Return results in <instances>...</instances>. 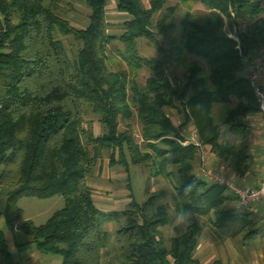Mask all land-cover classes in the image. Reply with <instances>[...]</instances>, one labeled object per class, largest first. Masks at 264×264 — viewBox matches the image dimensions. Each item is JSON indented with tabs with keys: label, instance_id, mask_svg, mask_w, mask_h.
Returning a JSON list of instances; mask_svg holds the SVG:
<instances>
[{
	"label": "trees",
	"instance_id": "1",
	"mask_svg": "<svg viewBox=\"0 0 264 264\" xmlns=\"http://www.w3.org/2000/svg\"><path fill=\"white\" fill-rule=\"evenodd\" d=\"M64 1L0 0V195L6 199V223L12 227L21 219L20 196L60 195L63 208L46 222L34 225L27 220L21 227L39 252L59 255L61 264H105L109 234L102 226L111 220L126 240L121 252L125 264H200L195 250L206 225L224 229L239 222L245 229L254 224L246 211L221 208L238 197L226 195L227 186L209 182L194 170L197 143L239 175L250 166L245 119L259 108L245 59L264 50V0H181L201 2L209 9L205 22L189 13L179 22L182 49L205 61L207 73L197 64L182 80L169 79L164 66L169 57H180L178 45L172 43L164 60L143 61L153 72L143 87L127 71L107 69L106 47L118 40L128 57L136 56L137 39L152 38L153 27L168 36L174 24L166 21L176 7L152 24L165 0H150L147 7L140 0H117L116 10L127 15L117 36L109 32L105 0H84L90 13L82 28L59 14ZM66 4L72 8L73 3ZM59 35L80 45L73 57ZM232 98L235 105L221 119L215 117L214 105ZM172 109L183 118L177 125L167 113ZM89 114L97 116L101 134H94ZM134 115L144 145L160 166L158 173L173 182L174 211L189 207L207 218H195L169 238L168 246L157 237L169 221L170 205L157 204L163 194H150L141 203L129 194L125 209L103 213L87 183L106 151L110 162L117 163L119 154L126 167V152L134 165L150 158L140 153L131 134L119 131L120 121ZM189 124L195 130L193 139L182 133ZM189 184L196 187L184 195ZM0 251L8 255L1 231Z\"/></svg>",
	"mask_w": 264,
	"mask_h": 264
},
{
	"label": "rangeland",
	"instance_id": "2",
	"mask_svg": "<svg viewBox=\"0 0 264 264\" xmlns=\"http://www.w3.org/2000/svg\"><path fill=\"white\" fill-rule=\"evenodd\" d=\"M116 1L117 0H105V3L107 19L111 24V29L109 30V32L118 36V34L123 31L122 22L127 19V15L121 12H117ZM140 1L143 6L147 7L150 0ZM68 2L73 3L71 9L66 4ZM172 7H176V11L171 15L166 23H173L174 28L169 30L168 36L163 37L162 35L158 34L156 32V29L153 27L152 38L140 37L137 39V58L136 56L128 57L126 55L125 45L118 40H113L106 47L107 69L114 72L125 70L128 72L129 77L133 78V80L136 81L139 87H143L145 85L147 77L153 75L152 70L149 69L143 61L150 58L164 60L165 54L169 52L168 49H170L171 44L176 43L179 47V60L175 59L174 56L169 57V60L167 62L168 64L164 66L166 68V75L169 79L173 80V77H176V79L182 80L183 74L190 67L197 64L204 68V73H207V70L205 69V61H203L199 57H195L193 55L185 53L182 49V42L179 40V22L186 13L191 14V16H193V19L199 22H205L209 15V9L201 2L165 0L163 8L153 14L152 24H154L158 19H161V17H163L167 10ZM58 12L62 16H65V18H67L73 26L82 28L85 27L88 23V13H90V9L85 4L84 0H65L61 4V8ZM226 31L230 36L235 37L233 29L229 30V28L226 27L225 32ZM59 38L62 40L70 57H73L80 45L70 37H63L59 35ZM245 67H249L248 62H245ZM235 102L236 99L232 98V102L230 103L214 105V116L218 117V119H221L225 115V113L235 105ZM167 113L170 115L172 121L176 125L183 121L182 116L180 115V113H178L177 110H168ZM88 119L92 121L94 134H101L103 132V128L98 121L97 116L89 114ZM184 129L188 130L186 133L188 134V137L190 139L195 138V130L192 124L187 125L186 127H184ZM125 130L129 134H131L132 140L139 145L140 153L142 155L148 154L150 155V158H148L147 161H144L141 164L134 165L131 164L130 156L128 155V152L125 151L127 153V155H125V159L128 160V167H126V165L121 162L123 161V158L119 156V154H117L115 157V160L118 159L117 163L110 162L108 157L109 151H106L103 154L101 160L98 162L97 166L94 168L92 175H90L87 179L88 185L93 190L94 202L103 213H108L110 211H122L123 209H125L128 205V202L131 200L129 194H132L133 198L139 203L143 202L150 194H163L162 197L157 200V204L170 205L169 221L167 224L159 228L157 237L161 239V242L165 246H168L169 238L171 236H174L176 233H180V231L175 229L171 224V218L176 213L173 208L175 202L172 197L173 182L170 179L164 178L162 174L158 173L160 171V166L157 162L154 161L156 160V158L154 157L151 149L146 147L142 141L141 125L135 115L128 122L120 121L119 131L123 132ZM206 152L208 151L203 149L202 155H204ZM198 155V157H200L199 153ZM200 167L201 158H198L194 170L197 172V174L200 170ZM1 170L2 166H0V171ZM225 194L232 195L230 191H226ZM233 194H235V192H233ZM3 205L4 198L0 196L1 209ZM17 205L23 211L22 217L18 221L19 225H22V223L27 220L32 221L34 225H40L46 222V220L50 218V216L54 212L63 208L64 198L60 195H55L49 198L20 196L17 199ZM231 205V201L227 200L221 206V208L231 209ZM196 219L199 222L207 221V218L205 217L196 216ZM211 219H214L213 215H211ZM253 222V225L255 226V220H253ZM117 226L118 224L114 220L107 221L102 226L103 230H106L109 234V245L104 250L105 254L103 259L105 264H125L123 262V257L121 256V252L123 249V245L126 244V240L125 238L118 236V234L116 233ZM243 226L244 224L241 225L239 222L230 223L224 229L219 230L214 226L208 224L202 232L204 233V235H207L209 230L213 233L217 232L219 237L233 235L237 236V240L240 241L243 237H246V235L251 232L252 229H257L256 226L241 229V227ZM31 248L35 253L34 244H31ZM40 254L41 253L37 251V258H35V262L40 261L43 264H46L44 260H42L43 258H41V255L44 254ZM48 255H52L51 259L53 264L61 263L62 259L59 255Z\"/></svg>",
	"mask_w": 264,
	"mask_h": 264
},
{
	"label": "crops",
	"instance_id": "3",
	"mask_svg": "<svg viewBox=\"0 0 264 264\" xmlns=\"http://www.w3.org/2000/svg\"><path fill=\"white\" fill-rule=\"evenodd\" d=\"M251 60L262 63V60H264V50L254 52ZM258 68V83L264 89V64ZM249 71L250 67H245L246 75ZM245 120L249 128V153L251 155V163L247 170L239 175L226 167L222 162H219L213 153L206 152L202 157H204L206 168L218 170L222 176L236 185L255 187L264 180V136H262V129L264 127H262L261 114L259 112L247 116ZM187 131L184 129L182 133L189 138L186 133ZM198 156L197 153V161L198 158L200 159ZM200 176L206 179L204 176ZM227 191L231 192V198L235 196L229 188ZM0 196L4 198V205L2 209L0 208V217L5 218L6 199L2 195ZM229 201L232 204L231 209L237 212H248L250 218L255 220L257 229H252L254 233L243 237L240 241L237 240V236L233 235L219 237L217 232L213 233L209 230L207 235H204L202 232L195 250V257L199 260L200 264H211L216 259L221 260L222 264H264V202L253 204L250 208H243L238 198ZM18 221L12 227L6 223L7 230H0L4 239L5 249L8 253L7 256H4L3 252L0 251V264H43L40 261L35 262L38 251L37 246L32 242L31 236L18 224ZM2 223L0 221V225ZM31 244L35 245V253L31 248ZM48 254L41 255L42 260L46 264H53L52 255Z\"/></svg>",
	"mask_w": 264,
	"mask_h": 264
},
{
	"label": "built area",
	"instance_id": "4",
	"mask_svg": "<svg viewBox=\"0 0 264 264\" xmlns=\"http://www.w3.org/2000/svg\"><path fill=\"white\" fill-rule=\"evenodd\" d=\"M232 37V36H231ZM245 61L248 62L250 71L247 74L251 86L253 87L255 97L258 101L259 113L261 114L262 127H264V89L259 85V68L262 64H264V60L262 63H257L252 61L249 56H246ZM262 136H264V129H262ZM203 148L200 144L197 143V153L200 154L201 158V167L198 172L202 176L206 178L209 182L218 183L227 186V188L231 189L235 192V195L238 197L240 204L245 208H250L251 205L257 204L260 202H264V180H262L258 186H238L232 181H229L224 176H222L218 170H213L205 167V160L202 157ZM199 174V175H200Z\"/></svg>",
	"mask_w": 264,
	"mask_h": 264
},
{
	"label": "clouds",
	"instance_id": "5",
	"mask_svg": "<svg viewBox=\"0 0 264 264\" xmlns=\"http://www.w3.org/2000/svg\"><path fill=\"white\" fill-rule=\"evenodd\" d=\"M196 186L194 184H189L184 189V195L190 194ZM196 218V212L189 207L180 208L175 215L171 218V224L175 229L180 232L184 231L186 227H188ZM0 221H2V225H0V230L6 231L7 225L6 220L3 217H0Z\"/></svg>",
	"mask_w": 264,
	"mask_h": 264
}]
</instances>
